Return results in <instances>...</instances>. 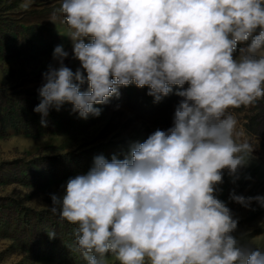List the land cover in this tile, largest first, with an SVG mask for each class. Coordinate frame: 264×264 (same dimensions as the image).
<instances>
[{
	"label": "clouds",
	"instance_id": "1",
	"mask_svg": "<svg viewBox=\"0 0 264 264\" xmlns=\"http://www.w3.org/2000/svg\"><path fill=\"white\" fill-rule=\"evenodd\" d=\"M58 11L80 67L55 46L34 108L42 127L65 104L81 119L99 117L95 105L131 84L155 103L174 88L180 98L171 127L123 159L95 156L50 194L86 264H264L219 198L225 174L236 183L254 151L230 110L264 100V0H61ZM229 200L264 207V196L235 190Z\"/></svg>",
	"mask_w": 264,
	"mask_h": 264
},
{
	"label": "rangeland",
	"instance_id": "2",
	"mask_svg": "<svg viewBox=\"0 0 264 264\" xmlns=\"http://www.w3.org/2000/svg\"><path fill=\"white\" fill-rule=\"evenodd\" d=\"M60 5L61 0H0V86L21 103L36 94V103L28 102L33 108L40 102L38 89L45 82L43 73L54 64L55 46L63 44L68 51L66 66L73 71L80 67L67 38L64 17L58 11ZM87 88L85 82L81 90ZM138 90L140 100L128 101L121 87L119 97L95 105L102 109L99 117L81 119L72 112L71 104H65L59 111H49L46 127L41 126V115L36 113L27 114L32 118L24 123L28 131L21 128V122L3 130L0 178L5 184H0V264H86L76 247L56 245L49 235L43 236L40 223L37 238H33L32 232H22L23 223L17 225L15 221L50 211V194H60L61 185L69 177L86 173L95 156L123 159L130 155L132 144L143 142L158 128L172 126L175 105L180 100L174 94L177 89L159 103L147 95V87ZM230 111L238 121L237 130L243 133L241 138L248 140L254 151L236 183L225 174L219 198L238 219L236 235L241 242L264 250V207L255 201L244 207L229 200L233 190L245 197L264 196V100ZM106 264H116L114 257L109 256Z\"/></svg>",
	"mask_w": 264,
	"mask_h": 264
},
{
	"label": "trees",
	"instance_id": "3",
	"mask_svg": "<svg viewBox=\"0 0 264 264\" xmlns=\"http://www.w3.org/2000/svg\"><path fill=\"white\" fill-rule=\"evenodd\" d=\"M122 91L128 101L136 99L140 100V91L135 84L122 87ZM35 95L36 94H32L30 98L23 100L24 103H21L16 97H14V94L7 92L4 87L0 86V134H3V130L6 127H9L11 123L16 125L18 122L23 124V126H21L22 129L28 131L29 127L24 123L27 120L31 122L32 118L28 117L27 114H36L34 108L32 105L28 104V102L36 103V100L34 99ZM2 172L4 171L2 170ZM0 184H5L2 182L1 178ZM44 214L48 215L44 216ZM15 223L17 225L23 223L25 228H22V232L27 233V235L29 232H32L33 238H37L36 228L37 223H40L42 227L41 234L43 233V236L47 237V235H49L48 233L55 232L56 236L51 239L54 240L56 245L76 247L75 237L73 235L75 226L61 220L58 214H53L51 211L37 213L30 218L22 219L21 222L15 221ZM33 238L31 237L32 240Z\"/></svg>",
	"mask_w": 264,
	"mask_h": 264
}]
</instances>
